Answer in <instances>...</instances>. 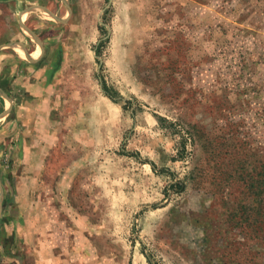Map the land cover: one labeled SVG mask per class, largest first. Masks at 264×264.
I'll list each match as a JSON object with an SVG mask.
<instances>
[{"label":"rangeland","instance_id":"rangeland-1","mask_svg":"<svg viewBox=\"0 0 264 264\" xmlns=\"http://www.w3.org/2000/svg\"><path fill=\"white\" fill-rule=\"evenodd\" d=\"M261 173L264 0H0V264H264Z\"/></svg>","mask_w":264,"mask_h":264},{"label":"trees","instance_id":"trees-1","mask_svg":"<svg viewBox=\"0 0 264 264\" xmlns=\"http://www.w3.org/2000/svg\"><path fill=\"white\" fill-rule=\"evenodd\" d=\"M183 145H184V143H183ZM182 147H184V146H182ZM264 175H263V173H261V185H264V179L262 178Z\"/></svg>","mask_w":264,"mask_h":264},{"label":"crops","instance_id":"crops-1","mask_svg":"<svg viewBox=\"0 0 264 264\" xmlns=\"http://www.w3.org/2000/svg\"><path fill=\"white\" fill-rule=\"evenodd\" d=\"M18 51H20V49L18 50ZM18 54V53H17ZM19 55V54H18ZM20 56V55H19Z\"/></svg>","mask_w":264,"mask_h":264}]
</instances>
